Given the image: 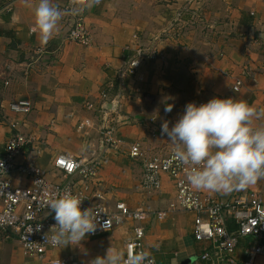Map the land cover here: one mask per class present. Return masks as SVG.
<instances>
[{
  "label": "crops",
  "instance_id": "1",
  "mask_svg": "<svg viewBox=\"0 0 264 264\" xmlns=\"http://www.w3.org/2000/svg\"><path fill=\"white\" fill-rule=\"evenodd\" d=\"M63 1L53 3L62 11ZM36 3L38 0H0V158L10 132L8 123L23 120L22 131L42 145L36 167L47 180L60 183L64 178L53 169L55 156L90 159L98 154L101 120L115 113L103 109L109 103L101 104L100 92L121 66L132 35L158 33L170 13L185 11V0H80L78 13L91 34L88 46L66 40L63 11L56 33L46 42L42 40L34 30ZM202 5L204 21L192 23L184 13L187 27L182 36L162 41L158 48L163 58L143 64L145 82L139 97L123 101L119 108V115L126 119L119 129V150L98 173L109 208L117 201L130 208L143 201L163 212L144 224V251L156 264H192L206 246L193 238L191 214L167 210L174 187L166 175L161 176L158 193L138 192L141 167L128 157V146L141 141L154 151L173 147L161 125L167 120L172 127L188 102L199 105L213 97L236 98L258 112L264 110V0H202ZM39 47L45 50L43 54H37ZM236 80L242 85L234 91ZM19 100L32 104L24 117L9 110V104ZM169 105L171 111L166 112ZM261 126L264 115L253 118V127ZM9 179L14 186L30 183L28 177L16 173ZM199 191L222 201L256 192L264 200V178L244 190ZM133 225L122 221L110 232L95 238L87 235L80 246H59L48 257L88 264L96 256L106 255L111 245L125 254ZM251 244V238L240 239L231 255L233 263L224 264H241L243 247ZM42 262L24 256L13 234L0 233V264Z\"/></svg>",
  "mask_w": 264,
  "mask_h": 264
},
{
  "label": "built area",
  "instance_id": "2",
  "mask_svg": "<svg viewBox=\"0 0 264 264\" xmlns=\"http://www.w3.org/2000/svg\"><path fill=\"white\" fill-rule=\"evenodd\" d=\"M79 1H63L62 11L67 25L65 38L88 46L91 34L78 13ZM185 8L184 12L170 13L166 26L158 33L132 35V42L124 47L126 54L121 66L113 72L100 92L101 104L109 103L113 109L107 111L115 113L113 117L101 120L98 154L90 159L63 154L55 156L52 166L62 174V182L47 180L36 167L42 145L31 134L22 131L23 120L8 123L10 132L0 158V233L13 234L24 256L43 261L42 264H77L72 258L48 257V253L59 246H53L45 239L46 233L55 224L54 213L46 215L48 205L52 199L66 192L84 198L82 210L92 208L98 213L97 228L94 233L87 234L88 237L95 238L110 232L118 223L128 221L134 225L124 245L125 256L129 252L144 251V224L153 216L160 218L163 212L143 201L134 208L117 201L113 208H109L98 183V173L108 164L110 156L116 155L119 150V129L126 121L119 115V108L123 101L139 97L145 82L143 64L163 58L158 48L162 41L182 36L187 27L182 16L184 13L189 14L192 23L204 21L202 0H185ZM36 52L43 54L45 50L39 47ZM241 85V80H236L232 90ZM9 110L24 117L32 110V104L29 100L15 101L9 104ZM127 155L141 167L138 192L146 195L158 193L161 176L166 175L174 187V197L167 203V210L193 216V238L196 242L205 243L206 247L192 264L233 263L231 255L242 238H251L252 244L243 247L245 258L241 264H264V221L256 224L258 218L264 220V200L259 194L241 193L223 201L206 196L188 183L190 166L173 155V147L154 151L143 142L136 141L128 146ZM13 173L28 177L29 185L14 186L9 179ZM150 259L156 264L153 257L150 256ZM258 259H261L260 263Z\"/></svg>",
  "mask_w": 264,
  "mask_h": 264
},
{
  "label": "clouds",
  "instance_id": "3",
  "mask_svg": "<svg viewBox=\"0 0 264 264\" xmlns=\"http://www.w3.org/2000/svg\"><path fill=\"white\" fill-rule=\"evenodd\" d=\"M75 11V10H74ZM34 30L45 42L53 37L63 12L53 0H38L34 7ZM172 106L165 108L171 111ZM264 115L246 101L213 97L197 105L188 102L172 127L161 125L173 145V155L190 166L188 183L197 190H244L264 178V126L253 127V118ZM84 198L66 192L50 201L49 212L55 224L45 239L53 246H80L87 234L97 228L98 213L81 209ZM264 220L257 219L256 224ZM255 226V225H254ZM51 233V235H48ZM88 264H154L146 251L126 256L112 245L106 255Z\"/></svg>",
  "mask_w": 264,
  "mask_h": 264
},
{
  "label": "water",
  "instance_id": "4",
  "mask_svg": "<svg viewBox=\"0 0 264 264\" xmlns=\"http://www.w3.org/2000/svg\"><path fill=\"white\" fill-rule=\"evenodd\" d=\"M106 110H112V106L110 104H107V106L105 107ZM191 261L186 262L185 264H189Z\"/></svg>",
  "mask_w": 264,
  "mask_h": 264
},
{
  "label": "rangeland",
  "instance_id": "5",
  "mask_svg": "<svg viewBox=\"0 0 264 264\" xmlns=\"http://www.w3.org/2000/svg\"><path fill=\"white\" fill-rule=\"evenodd\" d=\"M124 223V222H123Z\"/></svg>",
  "mask_w": 264,
  "mask_h": 264
}]
</instances>
